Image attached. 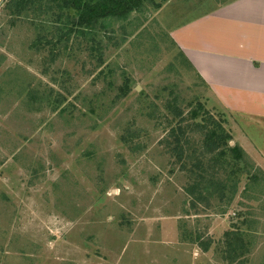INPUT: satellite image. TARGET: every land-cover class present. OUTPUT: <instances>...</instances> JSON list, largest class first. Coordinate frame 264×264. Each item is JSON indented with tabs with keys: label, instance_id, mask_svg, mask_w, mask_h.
<instances>
[{
	"label": "rangeland",
	"instance_id": "rangeland-1",
	"mask_svg": "<svg viewBox=\"0 0 264 264\" xmlns=\"http://www.w3.org/2000/svg\"><path fill=\"white\" fill-rule=\"evenodd\" d=\"M7 2L0 0V264H229L227 231L246 235L236 264H264V167L246 151L248 136L259 144L261 132L227 110L173 35L217 2L145 1L107 18L95 31L99 68L85 41L53 51L45 40L34 44L52 29L48 15L13 19ZM185 41L199 45L191 35ZM124 82L130 90L118 97ZM172 95L222 119L230 144L246 154L241 165L248 160L260 177L219 170L239 178L236 192L229 182L227 198L192 205V174L164 143ZM200 242L207 253L197 254Z\"/></svg>",
	"mask_w": 264,
	"mask_h": 264
},
{
	"label": "trees",
	"instance_id": "trees-1",
	"mask_svg": "<svg viewBox=\"0 0 264 264\" xmlns=\"http://www.w3.org/2000/svg\"><path fill=\"white\" fill-rule=\"evenodd\" d=\"M149 1L155 8H159L167 0H8L6 8L14 18L27 13L36 14V17L48 15L46 22L51 23L52 29L39 31L34 44L45 43L52 45L49 51H53L57 44L64 41L65 44L71 40L78 46L85 41L89 47L90 54L98 60L96 68L102 63L101 41L96 39V30L106 27V19L111 17L123 18L134 10H139ZM29 16V15H28ZM32 16V15H31ZM60 25H64L61 27ZM43 42V41H42ZM66 46V45H64ZM56 54L52 56L55 58ZM180 56H183L180 53ZM130 85L124 82L119 88L118 97L128 94ZM166 108L171 112V120H168V135L164 140L169 153L176 162H180L181 168L188 169L192 176L186 188L192 200L207 201L209 197L216 195L220 199L227 198L226 190L229 186L233 193L236 192L239 178L228 173L218 177V171H230L234 169L237 174L247 175L248 180H254L259 176L260 169H251V164L245 161V152L238 144H230L232 137L225 130L224 121L214 117L210 111H206L198 104L197 107H190L191 104H181L177 95H172L166 100ZM123 141L124 137L122 138ZM248 159V156H247ZM186 164H190L186 167ZM196 205V204H195ZM240 233L227 231L225 256L235 261V255L241 247H244ZM233 255V258L230 256Z\"/></svg>",
	"mask_w": 264,
	"mask_h": 264
},
{
	"label": "crops",
	"instance_id": "crops-1",
	"mask_svg": "<svg viewBox=\"0 0 264 264\" xmlns=\"http://www.w3.org/2000/svg\"><path fill=\"white\" fill-rule=\"evenodd\" d=\"M215 1L218 4L215 2L212 9L207 8L199 16L180 24L173 32L177 35L174 39L187 57L197 63L200 72L210 77L213 94H217L227 110L250 119V123L259 128V144L248 136L253 149L246 151L250 155L258 154L264 167V0ZM186 35L195 37L199 45L187 46ZM243 219L248 221L245 216ZM232 228L235 229L232 226L228 230ZM240 236L244 247L237 251L235 261L225 257L229 264H236L241 258L238 255L245 250L246 235ZM200 243L197 254L207 253L209 243Z\"/></svg>",
	"mask_w": 264,
	"mask_h": 264
}]
</instances>
